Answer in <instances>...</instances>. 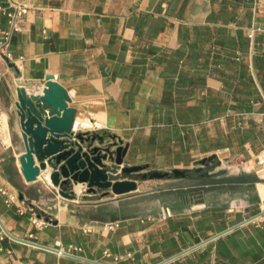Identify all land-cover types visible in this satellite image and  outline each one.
<instances>
[{
  "label": "crops",
  "instance_id": "obj_1",
  "mask_svg": "<svg viewBox=\"0 0 264 264\" xmlns=\"http://www.w3.org/2000/svg\"><path fill=\"white\" fill-rule=\"evenodd\" d=\"M15 1L27 11L0 57V264H264V182L236 170L264 166V0ZM47 75L75 130L92 119L127 144L123 163L190 168L215 154V175L86 199L26 181L14 88L40 91Z\"/></svg>",
  "mask_w": 264,
  "mask_h": 264
},
{
  "label": "water",
  "instance_id": "obj_2",
  "mask_svg": "<svg viewBox=\"0 0 264 264\" xmlns=\"http://www.w3.org/2000/svg\"><path fill=\"white\" fill-rule=\"evenodd\" d=\"M10 66H14L12 62ZM18 78L19 74L15 70ZM15 85V112L21 129L24 152L19 156L21 171L26 181L42 175L55 190L69 199H86L88 193L99 196L124 195L142 187L139 180L181 176L204 181L215 172V154L203 157L200 165L190 168L149 169L146 164H125L123 156L127 144L115 134L97 132L81 125L75 130L76 107L70 105L69 94L55 78L47 75L40 91H28L26 85L35 81L17 79ZM92 120V119H90ZM237 174L254 172L236 165ZM263 181L254 174L251 181ZM84 185L76 190V185Z\"/></svg>",
  "mask_w": 264,
  "mask_h": 264
},
{
  "label": "built area",
  "instance_id": "obj_3",
  "mask_svg": "<svg viewBox=\"0 0 264 264\" xmlns=\"http://www.w3.org/2000/svg\"><path fill=\"white\" fill-rule=\"evenodd\" d=\"M2 11L7 17V28L0 33V57L10 60L9 53V44L13 32L20 29V20L22 16L27 11V5L21 1H10L7 6L2 7ZM5 193V190L1 189ZM13 201V196L7 194L6 202L9 203ZM166 213H169V210L166 209ZM115 221L104 222L102 227L104 229H110L116 226Z\"/></svg>",
  "mask_w": 264,
  "mask_h": 264
},
{
  "label": "rangeland",
  "instance_id": "obj_4",
  "mask_svg": "<svg viewBox=\"0 0 264 264\" xmlns=\"http://www.w3.org/2000/svg\"><path fill=\"white\" fill-rule=\"evenodd\" d=\"M78 120H79V119H78ZM78 120H76V121L78 122ZM77 122H76V124H77ZM90 123H91L90 120L87 119V118L82 120V124H83V125L88 126V125H90ZM76 127H77V125H76ZM80 128H81V127H79L78 129H80ZM78 129H77V130H78ZM261 164H262V163H261ZM261 164L258 165V166H255V170H254L253 174H256V175H257V171L260 172V173L262 172V171L258 170L259 168H261V167L263 166V165H261ZM262 173L264 174V172H262ZM146 179H147V180H146L145 183L147 184V183H149V182H158L159 179H161V178L155 177V178H146ZM148 179H149V180H148Z\"/></svg>",
  "mask_w": 264,
  "mask_h": 264
},
{
  "label": "bare ground",
  "instance_id": "obj_5",
  "mask_svg": "<svg viewBox=\"0 0 264 264\" xmlns=\"http://www.w3.org/2000/svg\"><path fill=\"white\" fill-rule=\"evenodd\" d=\"M258 170H260V171H262V172H264V166H262L261 168H259ZM78 188H79V185H76V189L78 190Z\"/></svg>",
  "mask_w": 264,
  "mask_h": 264
}]
</instances>
